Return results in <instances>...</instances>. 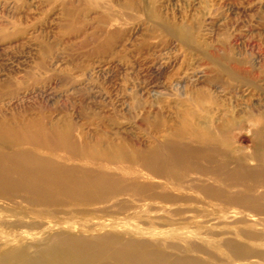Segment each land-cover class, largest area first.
<instances>
[{"label": "rangeland", "instance_id": "obj_1", "mask_svg": "<svg viewBox=\"0 0 264 264\" xmlns=\"http://www.w3.org/2000/svg\"><path fill=\"white\" fill-rule=\"evenodd\" d=\"M60 234L264 264V0H0V256Z\"/></svg>", "mask_w": 264, "mask_h": 264}, {"label": "bare ground", "instance_id": "obj_2", "mask_svg": "<svg viewBox=\"0 0 264 264\" xmlns=\"http://www.w3.org/2000/svg\"><path fill=\"white\" fill-rule=\"evenodd\" d=\"M226 124H229V121ZM132 232L133 234L142 233L141 230H133ZM49 239L52 242L38 247L31 253L27 252V245L9 250L0 256V264H121L118 261L120 253L118 254V248L115 245L120 243L126 247L130 244L127 237L122 236L105 237L98 242L100 243L99 246L86 242L82 236L69 237L60 234ZM184 246L186 248L181 247V250L189 253L190 247L187 246V243ZM167 247L170 249L178 248L176 245H167Z\"/></svg>", "mask_w": 264, "mask_h": 264}]
</instances>
